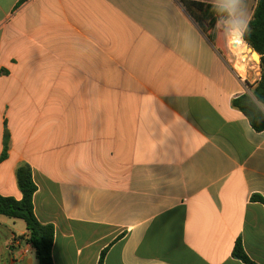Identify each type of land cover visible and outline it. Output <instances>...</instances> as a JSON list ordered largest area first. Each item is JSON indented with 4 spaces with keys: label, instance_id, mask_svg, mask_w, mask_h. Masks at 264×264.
Segmentation results:
<instances>
[{
    "label": "crops",
    "instance_id": "1",
    "mask_svg": "<svg viewBox=\"0 0 264 264\" xmlns=\"http://www.w3.org/2000/svg\"><path fill=\"white\" fill-rule=\"evenodd\" d=\"M181 1L202 5L201 25ZM256 3L243 0L240 37ZM230 11L233 0H0V196L21 198L27 163L53 264H244L237 239L264 264V204L251 199H264V131L231 105L259 62L242 74L232 31L233 66ZM21 221L0 215V264H38Z\"/></svg>",
    "mask_w": 264,
    "mask_h": 264
},
{
    "label": "trees",
    "instance_id": "2",
    "mask_svg": "<svg viewBox=\"0 0 264 264\" xmlns=\"http://www.w3.org/2000/svg\"><path fill=\"white\" fill-rule=\"evenodd\" d=\"M183 6L192 9L190 12L195 21L201 25V17L193 14V8L200 10L202 5L195 2L181 1ZM241 39L259 56V80L250 90V94L244 93L231 101V105L239 110L248 120L251 128L256 132L264 131V0H257L254 12L249 20ZM230 46H233L230 35ZM236 54L234 48L232 49ZM9 140L6 128L3 131V152L0 161L5 157V151ZM15 177L21 198L0 196V215L9 219L22 220L25 224L27 242L34 249L38 264H53L51 248L53 244V226L41 224L33 213L32 197L36 186L31 177V168L27 163H21L16 167ZM252 200L264 204V199L254 195ZM232 257L244 264H255L245 254L241 241L237 239L231 253Z\"/></svg>",
    "mask_w": 264,
    "mask_h": 264
},
{
    "label": "clouds",
    "instance_id": "3",
    "mask_svg": "<svg viewBox=\"0 0 264 264\" xmlns=\"http://www.w3.org/2000/svg\"><path fill=\"white\" fill-rule=\"evenodd\" d=\"M236 6V13L229 12L231 23L226 25V34H231L234 30H241L245 26L244 20V4L243 0H233Z\"/></svg>",
    "mask_w": 264,
    "mask_h": 264
},
{
    "label": "rangeland",
    "instance_id": "4",
    "mask_svg": "<svg viewBox=\"0 0 264 264\" xmlns=\"http://www.w3.org/2000/svg\"><path fill=\"white\" fill-rule=\"evenodd\" d=\"M185 7V6H184ZM189 12H191L192 11V9H190L189 7H185ZM233 33V32H232ZM231 33V34H232ZM245 44V43H244ZM246 45V47L248 48V51H252L253 52V50L247 45V44H245ZM231 51H232V54H234V52H233V50L231 49ZM250 54H249V52H246L245 54H244V58H243V61H241V64H242V74L244 75V72H245V69H246V63H249V64H252L253 62L254 63H258L259 62V60L258 61H254V60H252L251 59V57L249 56ZM257 55V54H256ZM233 57L235 58L234 60H232V64H233V66L235 67V62H236V58H237V56L234 54L233 55ZM234 69H236V68H234ZM239 74H240V72H238ZM22 222V221H21Z\"/></svg>",
    "mask_w": 264,
    "mask_h": 264
},
{
    "label": "bare ground",
    "instance_id": "5",
    "mask_svg": "<svg viewBox=\"0 0 264 264\" xmlns=\"http://www.w3.org/2000/svg\"><path fill=\"white\" fill-rule=\"evenodd\" d=\"M235 32V34L237 35L238 34V32H236V31H234ZM240 40V39H239ZM240 46H242V50H243V52L244 51H246V50H248V48L246 47V45L242 42V40H240V44H239ZM249 52V54H250V56H251V58L253 59V60H259V57H258V55H256V54H254L253 52H251V51H248Z\"/></svg>",
    "mask_w": 264,
    "mask_h": 264
},
{
    "label": "water",
    "instance_id": "6",
    "mask_svg": "<svg viewBox=\"0 0 264 264\" xmlns=\"http://www.w3.org/2000/svg\"><path fill=\"white\" fill-rule=\"evenodd\" d=\"M236 37H238L240 40H242V39H241V37H240V34H239V33L237 34V36H236ZM242 42H243V40H242ZM231 48L233 49V48H234V46H231ZM251 52H252V51H251ZM253 53H254V54H257V53H255L254 51H253ZM258 57H259V56H258Z\"/></svg>",
    "mask_w": 264,
    "mask_h": 264
}]
</instances>
